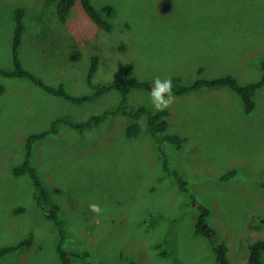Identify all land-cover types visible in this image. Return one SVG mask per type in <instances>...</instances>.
Listing matches in <instances>:
<instances>
[{
    "label": "rangeland",
    "instance_id": "1",
    "mask_svg": "<svg viewBox=\"0 0 264 264\" xmlns=\"http://www.w3.org/2000/svg\"><path fill=\"white\" fill-rule=\"evenodd\" d=\"M47 2L0 0V67L6 71L13 67V12L29 6V26L19 49L22 63L49 85L63 82L75 96L88 92L89 63L82 65L83 58L73 67L69 55L74 42L81 50L97 53V44L90 40L105 47L134 45L120 58L109 50L98 55L97 84L112 85L126 64L141 79L177 74L189 81L187 72L199 67L209 79L226 73L243 83L261 78L264 0H92L98 8L110 5L117 10L112 32L104 34L108 38L98 33L103 41L94 28L83 37L85 28L77 17L62 25L55 6ZM17 83L26 84L23 91L16 89ZM0 85L6 87L0 96V137L16 122L28 135L43 130L58 115L87 121L110 112L122 99L120 91H111L96 103L73 106L28 81L0 74ZM174 97L166 110L172 131L185 142L180 152L167 146L166 154L169 165L180 157L181 170L190 171V193L182 192L165 172L154 137L144 132L145 120L136 138L126 136L133 121L118 115L84 134L61 128L57 138L37 147L34 161L72 229L70 240L87 242V264H172L175 258L182 264H218L213 244L195 235L200 205L211 210L209 224L229 247L231 264H244L250 244L264 239V90L256 97L258 108L251 117L226 89ZM131 101L152 109L149 93L135 92ZM23 141L10 142L11 149L0 145V243L18 241L15 231L32 222L39 226L33 230L37 244L0 264H50L57 259L56 229L32 201L30 181L11 174L23 161ZM223 174L231 178L222 181ZM90 204H97L101 214L90 211ZM22 208L25 223L20 217L10 225L5 215ZM114 240L118 254L110 248ZM163 249L173 256H161ZM95 253L104 258L97 261Z\"/></svg>",
    "mask_w": 264,
    "mask_h": 264
},
{
    "label": "trees",
    "instance_id": "2",
    "mask_svg": "<svg viewBox=\"0 0 264 264\" xmlns=\"http://www.w3.org/2000/svg\"><path fill=\"white\" fill-rule=\"evenodd\" d=\"M48 5H54L57 11V15L59 17L62 25H66L71 13L74 8L77 0H47ZM80 1V7L84 14L94 22L98 28H101L107 32L111 31L112 26L109 22H107L94 8L91 3V0H78ZM32 7L27 6L26 8L19 7L13 12V36H12V46H11V61H12V69L6 71L4 68L0 67V74L4 75L7 73L8 76L13 78H22L28 79L30 83L44 91L46 94L60 97L63 99H67L75 104L82 105L84 103H91L100 99L105 93L109 92L112 89H116L117 87L122 92V101L111 112H107L102 116H94L89 120L83 123L75 124L70 121H67L74 129L79 132H84L88 130H92L97 128L103 121L107 119L109 115L122 114L128 118L134 120V124L128 130L130 136H138L140 134V125L139 121L142 118H146L147 120V128L146 131L148 134H151L154 137V140L160 150L163 151V145L174 146L178 152L182 151L183 144L185 142V138L179 134L172 133L170 131V122H169V112L165 109L162 112L152 111L146 106L134 107L132 106L127 97L129 96L127 93L132 88L138 89H147L150 91V85L153 81H140L136 77H134V68L131 64H126L122 66L120 70V75L124 74L122 78L120 75L117 78V84L113 85H104V84H93L92 79L94 78L97 68L99 66V58H92L91 66L87 75V80L89 85L92 87V92L89 94H84L80 96H72L66 92L64 88V83H60L57 86L49 85L39 76L31 73L24 64L22 63L19 57V48L21 46L24 35L29 26V12L28 9ZM102 9H111V6H105ZM72 54L71 57L73 60L79 57V51L75 50L74 46H72ZM261 69V78L255 83L248 84H240L236 79L231 76L226 77H217L213 79H197L193 83L184 84L182 80L178 77L171 78L173 83V95L176 96H184L187 94L199 92L206 89H215L220 87H227L237 94L240 95L242 101L244 103V111L246 114H251L256 109V96L257 94L264 89V59L260 61L259 65ZM9 79V78H8ZM94 89V90H93ZM96 92V93H95ZM4 93L3 86L0 85V96ZM65 122L64 119L58 118L54 121L53 127L51 130L43 131L38 134H34L28 138L27 141V159L24 162L22 168H18L12 171V173L16 176H20L25 173H29L35 193L32 198L33 202L39 207V209L46 216L47 221H49L54 228L56 229L58 243L56 245V254L57 259H52L50 264H80L81 262L85 263L86 259H90L91 255L89 252L86 253L84 245H87V242L84 240H79L76 242H72L70 240L71 230L65 223V220L61 218V208L59 204L53 199L52 195L40 180L39 176L35 173V170L31 166L30 156H31V148L32 144L36 141H43L51 136V134H55L57 131V125ZM17 122L12 124L10 127L6 129L14 130ZM2 133H6L5 130H2ZM139 131V132H138ZM164 165L168 167V161L164 159ZM178 184L182 188V190L186 193H189V188L187 182L181 178L176 172H173ZM195 176V175H193ZM197 177V176H195ZM229 174H223L221 176L222 181L229 180ZM195 206L196 203H194ZM199 209V216L197 217L195 223V235L201 237L203 239H207L214 246V251L216 255V262L218 264H231L228 253L229 247L226 243L219 240L218 233L215 228H213L209 224V218L211 216V210L206 206H197ZM24 209V208H22ZM26 209V208H25ZM20 211H11L5 215L6 221L9 222L10 225H14L18 219L22 215H25L26 210ZM24 223L25 220L23 219ZM39 226L36 223H30L28 226L25 223V226L20 225L15 232H19L18 237L19 240L13 243L14 245L7 244L2 245L0 243V261L6 260L9 258L10 254H13L17 251H24L27 248H31L32 246L37 244L36 236L33 232L34 229H38ZM1 229V227H0ZM4 231V228H3ZM23 233V234H22ZM7 237V236H6ZM40 246V244H39ZM161 245L156 246L157 249L161 248ZM250 253L245 264H264V239L257 240L250 244L249 246ZM163 252L160 253L161 256L165 258H170L173 256V253L168 249H163ZM94 259L97 261L102 260L103 258H98L97 254H94ZM182 261L178 258H175L172 264H182Z\"/></svg>",
    "mask_w": 264,
    "mask_h": 264
},
{
    "label": "clouds",
    "instance_id": "3",
    "mask_svg": "<svg viewBox=\"0 0 264 264\" xmlns=\"http://www.w3.org/2000/svg\"><path fill=\"white\" fill-rule=\"evenodd\" d=\"M80 1H76V4H75V6H74V8L72 9L73 11H74V14H72L71 13V16H70V18H69V20H68V22H67V24L66 25H64V26H67L68 25V23H69V21H70V19L71 18H75V17H77L78 18V20H79V22H80V24H83L84 25V28H85V30L81 33V35L83 36V37H85L84 35H85V33H86V31L87 30H90V29H92V28H94V31H93V33L97 36V39L98 40H104V38H108V36L106 37V36H104V34L106 33V34H110L111 32H112V30H113V20L115 19V17H116V15H117V10L113 7V6H111V9H106V10H104V9H102L103 7H105V6H110V5H105V6H103V7H101V8H98V6H95L93 3H92V0H91V3H92V5L94 6V8L96 9V11L107 21V22H109L110 24H111V26H112V29H111V31H109V32H107V31H105V30H103V29H101V28H98L97 27V25L94 23V22H92L90 19H88L87 18V16L84 14V12L82 11V9H81V7H80ZM100 7V6H99ZM77 10V11H76ZM72 11V12H73ZM98 33H101V34H103V36H104V38H100L99 36H102V35H99L98 36ZM72 37V36H71ZM90 41H94L96 44H97V48H98V52L97 53H91L89 50H86V49H84V50H81V48L79 47V45L77 44V43H73V41H72V43H73V46H74V48H75V50H78L79 51V57L78 58H76L75 60H73L72 59V57H71V54H72V51L73 50H71V52H70V55H69V60H70V64L71 65H73V67L74 66H76L77 64H79L80 62H81V60L84 58V62L82 63V65H85L86 63H89V69H90V66H91V62H92V58H94V57H98V55H100L101 53H104L105 51H107V50H109V51H114V53L117 55V57L118 58H120V57H122V56H124V55H126L129 51H130V49L131 48H133L134 47V45L131 43V42H123V43H118V44H109L107 47H105V46H103L102 45V43H99L98 41H95V40H90ZM22 44H23V40H22V43H21V46H22ZM20 46V47H21ZM101 47V48H100ZM44 48V47H43ZM20 49V48H19ZM44 50L45 51H47L46 50V48H44ZM99 58V57H98ZM264 59V58H263ZM263 59H261V60H263ZM260 60V61H261ZM260 61H259V65H260ZM26 69H28L27 67H26ZM89 69H88V72H89ZM31 73H33V74H35L34 72H32L30 69H28ZM261 70V69H260ZM97 71H98V68H97ZM88 72H87V75H88ZM163 72H165V70H162L160 73L162 74ZM189 75H190V77L192 78L191 80H189V81H186L185 79H184V77L182 76V75H169V76H163L161 79L160 78H156L155 80L154 79H146V78H144V79H141V78H139L138 76H136L135 74H134V77H136L137 79H139L140 81H148V82H150V81H153V83L150 85V91L149 90H147V89H138V88H132V89H130L129 90V92L127 93L129 96L127 97V100H128V102L132 105V106H134V107H140V106H146V105H144V104H142V105H136L135 103L136 102H132L131 101V98H132V94L133 93H135V92H138L139 93V95L140 94H146V93H149V103H150V105H151V107H152V109L150 108V107H148V106H146V107H148L150 110H152V111H157V112H162V111H164L165 109H167V108H169L172 104H173V102H174V99H175V97H174V95H173V83H172V80H171V78H173V77H178V78H180L181 80H182V83H184V84H190V83H193L195 80H197V79H206L207 77H205L204 76V69L202 68V67H199L198 69H197V71L196 72H187ZM96 74H97V72H96ZM96 74H95V76H96ZM36 75V74H35ZM87 75H86V85H87V89H88V92L86 93V94H89V93H91L92 92V87L89 85V83H88V80H87ZM3 76H5L6 78H9L10 80H21V81H28L29 82V80L28 79H22V78H13V77H10V76H8L7 75V73H5ZM95 76H94V78L92 79V83L93 84H95ZM124 76V74H121L120 75V78H122ZM226 76H231V77H233L234 79H236L237 81H238V83H240V84H248V83H243V81H241V80H239L238 79V77H236V76H234L233 74H229V73H226V74H224L223 76H216L215 78H217V77H226ZM209 79V78H208ZM211 79H213V78H211ZM113 84H117V79H115L114 80V82L112 83V85ZM26 84H23V83H17V87H16V89L18 90V91H23L24 90V88L26 87L25 86ZM25 86V87H24ZM27 86H29V85H27ZM3 88H4V93L6 92V87H4L3 86ZM37 88V87H36ZM64 88H65V86H64ZM224 89H226V90H228V91H231L233 94H235L237 97H238V99H239V101H240V103H241V105H242V110H243V113H244V115L245 116H247V117H251L256 111H257V108H258V104H257V106H256V109L253 111V113H251V114H246L245 113V111H244V108H243V106H244V103H243V101H242V98L240 97V95L239 94H237L236 92H234L233 90H231V89H229V88H227V87H220V88H215V89H206V90H210V91H217V90H224ZM65 90H66V88H65ZM94 90V89H93ZM264 90V89H263ZM111 91H120V89L117 87L116 89H112V90H110L109 92H111ZM262 91V90H261ZM260 91V92H261ZM66 92L67 93H69L67 90H66ZM109 92H107V93H109ZM3 93V94H4ZM96 93V92H95ZM107 93H105V94H107ZM120 93H121V95H122V92L120 91ZM70 94V93H69ZM104 94V95H105ZM259 94V93H258ZM258 94H257V96H258ZM70 95H72V94H70ZM104 95L100 98V99H98L97 101H94V102H91V103H84V104H82V105H88V104H92V103H96V102H98V101H100V100H102V98L104 97ZM148 95V94H147ZM72 96H75V95H72ZM256 96V97H257ZM179 97H181V96H179ZM64 100H66L65 102H67L68 104H70V105H73V106H75V105H79V104H75V103H73V102H71V101H69V100H67V99H64ZM121 101H122V99H121ZM258 102V100L256 99V103ZM121 103V102H120ZM118 107V106H117ZM117 107H115V108H117ZM114 108V109H115ZM113 109V110H114ZM113 110H111V111H113ZM110 111V112H111ZM22 114H28V111H22L21 112ZM107 113V112H106ZM118 115H121V116H123V117H126V116H124V115H122V114H115V115H109L108 117H107V119L109 118V117H115V116H118ZM58 118H61V119H64L65 120V122H62V123H60V124H58L57 125V131H56V133L55 134H51V136L49 137V138H47V139H45V140H43V141H40V142H38V141H36V142H34L33 144H32V148H31V156H30V162H31V166H32V168L35 170V173L39 176V178H40V180H42V182L44 183V185L46 186V188L48 189V191L50 192V194H51V191H50V189L48 188V186L45 184V182L43 181V178H42V175H41V173H40V170L38 169V167H37V165H36V163H35V161H34V154H35V152H36V150H37V147L39 146V145H41V144H43V143H45L46 141H48V140H50V139H54V138H57L58 137V134L60 133V129L61 128H66V129H70V130H75V131H73V132H77L78 134H84V133H86V132H91V131H93V130H95V129H97L101 124H103L105 121H103L97 128H95V129H92V130H88V131H84V132H79L78 130H76V129H74L67 121H70V122H72V123H75V124H79V123H83V122H86L85 120H81V121H77V120H73L72 118H70L69 116H66V115H58V116H55L51 121H50V124L47 126V127H45V128H43V130H37V131H34V132H31V133H29L28 135H27V133H28V131L26 130V128L25 127H23L22 125H20V124H18L17 123V125H16V127L14 128V130H8V132H6L5 133V136L4 137H0V145L1 146H6V147H8L9 149H11L10 148V142H14L16 139H19V141H21V140H23L24 139V141H23V150H24V158H23V161L20 163V165L19 166H16L15 168H13L12 170H11V174L14 176V177H16V178H20V179H23V178H27L29 181H30V183L32 184V188H33V192H32V198L34 197V193H35V189H34V185H33V181H32V179H31V177H30V175H29V173H25V174H22V175H20V176H16V175H14L13 173H12V171L13 170H15V169H18V168H22V166H23V164H24V162L26 161V159H27V141H28V138L30 137V136H32V135H34V134H38V133H40V132H43V131H48V130H51L52 129V127H53V123H54V121L55 120H57ZM126 118H128V117H126ZM128 119H131V118H128ZM168 119H169V117H168ZM251 119H253V118H251ZM132 120V119H131ZM142 120H145V133H147V131H146V128H147V120H146V118L144 117V118H142L140 121H142ZM133 122H132V124L131 125H133L135 122H134V120H132ZM140 121H139V125H140V129H139V131L140 130H143L142 129V126H141V124H140ZM53 122V123H52ZM169 122H170V131L172 132V133H175V132H173L172 131V124H171V121L169 120ZM131 125L128 127V129H127V133H126V136H127V138H129V139H131L132 137L133 138H136V136H130V134L128 133V130H129V128L131 127ZM138 131V132H139ZM148 134V133H147ZM175 134H177V133H175ZM154 142H155V140H154ZM155 145H156V147H157V149L159 150V148H158V146H157V144H156V142H155ZM167 146H169V145H163L162 147H163V151L162 152H160L161 153V156H162V158H163V161H164V159H166L167 161H168V158H167V154H166V148H167ZM170 147H172V148H174L175 150H176V152H177V149L174 147V146H170ZM160 151V150H159ZM163 165H164V162H163ZM164 169H165V172H167L168 173V175H170V176H173L174 178H175V176H174V174H173V172H176L181 178H183L186 182H187V184H188V188H189V183H188V180H190V179H192L191 177H190V171L188 172V173H184L182 170H181V161H180V157L176 160V161H174L173 162V165L171 166V165H169L168 164V167H166L165 165H164ZM235 176V175H234ZM233 176V177H234ZM232 177V178H233ZM165 178V174H163V175H161L160 176V180H162V179H164ZM229 178H231V175L229 174ZM175 180H176V178H175ZM176 182H177V180H176ZM178 183V182H177ZM179 185V184H178ZM179 187H180V185H179ZM180 189H181V191L182 192H184L183 190H182V188L180 187ZM184 193H186V192H184ZM189 193H190V190H189ZM52 195V194H51ZM53 197V196H52ZM53 199H54V197H53ZM33 200V199H32ZM55 200V199H54ZM56 201V200H55ZM57 202V201H56ZM58 203V202H57ZM59 204V203H58ZM59 206H60V204H59ZM60 208H61V206H60ZM89 209H90V211H92L93 213H96L97 215H99V214H101V212H102V209L97 205V204H90L89 205ZM62 218V217H61ZM49 222V221H48ZM68 226V228L72 231V229H71V227L69 226V225H67ZM57 232V231H56ZM58 238V237H57ZM14 244H16V243H13V244H11V245H14ZM110 248L111 249H113L114 250V253H116V254H118V250H119V246H118V241L117 240H114V241H111L110 242ZM118 249V250H117ZM26 250H29V248H27ZM25 251V250H24ZM19 252H21V251H17V252H15V253H13V254H10V255H14V254H17V253H19ZM57 252V251H56ZM9 255V256H10ZM120 256V255H119ZM87 260L88 259H86L85 260V263L84 262H81L80 264H87L86 262H87ZM247 262V260L245 261V263ZM244 263V264H245Z\"/></svg>",
    "mask_w": 264,
    "mask_h": 264
}]
</instances>
